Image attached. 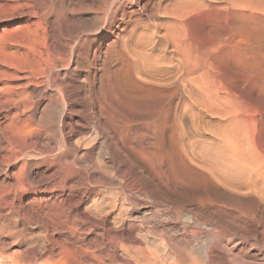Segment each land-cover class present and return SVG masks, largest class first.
I'll return each mask as SVG.
<instances>
[{
	"label": "rangeland",
	"instance_id": "obj_1",
	"mask_svg": "<svg viewBox=\"0 0 264 264\" xmlns=\"http://www.w3.org/2000/svg\"><path fill=\"white\" fill-rule=\"evenodd\" d=\"M158 31L162 35L174 33L177 39L157 38L156 45L149 40ZM186 40L191 45L189 50ZM135 46L152 57L134 59ZM263 46L264 0H0V264H163L164 259V264H188L198 256L207 264H264V175L261 178L259 174H264V82L258 76L260 72L249 68L251 52ZM244 54L248 61L240 63L238 58ZM162 61L168 65L160 64ZM187 61L191 63L185 64ZM192 64L196 67L189 74ZM130 67L138 69L134 72ZM208 67L215 73L209 74ZM178 70L181 72L177 75ZM204 73L208 77L205 81L217 78L213 80L216 85L211 80L207 86L205 78H200ZM183 74L198 77L192 80ZM200 87L206 92L203 95ZM100 101L107 103L103 106ZM101 107L110 111V120ZM229 108L244 113L242 122L226 116ZM53 113L59 136L67 132L69 138L64 136L70 150L81 139L77 135L79 125L87 124L86 138H82L88 139L89 146L78 145V153H68L73 158L83 157L85 150L103 142L104 132L99 128V134L95 129L101 124L110 122L118 131L120 127L128 130L124 137L128 135L125 141L132 148L128 145L130 155L123 166L124 173L128 172L127 180L115 178L111 182L92 168L97 180L100 176V180H107L97 186L87 182V187L74 182V189L70 182L66 186L69 190L60 186L58 179L48 181L53 186L46 181L40 184L38 181L53 169L45 160L52 159L58 151L55 146L50 153L48 150L52 134L47 117ZM71 123L79 125L73 129ZM96 137L94 143L91 139ZM233 141H238L237 146ZM98 146L96 160L105 155ZM214 146H219V154L214 152L218 151ZM249 153L251 160L259 156L260 162H254L259 159L256 158L246 163ZM243 156L248 157L245 160ZM248 163H258L260 171ZM216 166H221L222 171L225 167L227 175L223 176ZM247 167L253 170L251 175ZM254 170H258L257 179ZM214 172L220 175L214 176ZM27 174H32L39 184L31 191L16 189L19 178L27 179ZM217 174L222 182L217 181ZM245 176L257 184L245 178L243 183H252L249 189V184L240 180ZM118 180L128 186H121ZM105 181L112 186H101ZM236 186L239 190H233ZM230 255L238 258L232 257L231 261ZM157 256L162 258L154 261ZM204 261L201 264H206Z\"/></svg>",
	"mask_w": 264,
	"mask_h": 264
},
{
	"label": "bare ground",
	"instance_id": "obj_2",
	"mask_svg": "<svg viewBox=\"0 0 264 264\" xmlns=\"http://www.w3.org/2000/svg\"><path fill=\"white\" fill-rule=\"evenodd\" d=\"M189 2V1H188ZM171 4V3H170ZM177 5H178V3H177ZM188 6V5H187ZM141 7V6H140ZM173 8V7H172ZM175 8V7H174ZM176 9V8H175ZM162 10V9H161ZM188 10V9H187ZM161 14V13H160ZM175 14V13H174ZM187 17H188V15H187ZM186 17V18H187ZM161 18V17H160ZM165 18V17H164ZM172 18H173V16H172ZM177 18V17H176ZM175 19V18H174ZM183 20V19H182ZM178 21H179V19H178ZM181 21V20H180ZM155 22V21H154ZM165 22V21H164ZM159 23V22H158ZM168 24V23H167ZM172 24V23H171ZM154 25V24H153ZM170 25V24H169ZM178 25V24H177ZM149 26H152V25H149ZM153 27V26H152ZM156 27V26H155ZM165 28V27H164ZM178 28V27H177ZM176 28V29H177ZM185 28V27H184ZM157 29V28H156ZM155 29V30H156ZM147 30V29H146ZM148 30H150L149 28H148ZM153 30V29H152ZM154 30V31H155ZM166 30V29H165ZM174 30V29H173ZM154 31H152V33L154 32ZM148 32V31H147ZM166 31H164V33H165ZM169 32V31H168ZM172 32V31H171ZM177 32V31H176ZM178 32H180V31H178ZM145 33V32H144ZM139 34H141L140 32H139ZM187 34V33H186ZM181 35V34H180ZM134 36H135V34H134ZM182 36V35H181ZM180 36V37H181ZM184 36V35H183ZM136 37H138V36H136ZM135 37V39H137ZM149 38H150V36H148ZM187 37V36H186ZM146 38V37H145ZM148 38V39H149ZM157 38H159L160 39V41H165V40H168V39H177V37H175L174 36V33L173 34H167V32H166V34H161V32H156V33H154L153 34V36H151V40H149L150 42H154V44H156L157 43V41L159 40H157ZM134 39V40H135ZM139 39H140V37H139ZM181 39V38H180ZM185 39V38H184ZM134 40H132V41H134ZM146 40V39H145ZM138 41V40H137ZM148 41V42H149ZM170 41V40H169ZM172 41H174V40H172ZM182 41H183V39H182ZM181 41V42H182ZM187 41V40H186ZM147 42V41H146ZM146 42L144 43V44H146ZM147 42V43H148ZM136 43V42H135ZM135 43H133V44H135ZM143 43V42H142ZM178 43V42H177ZM183 43H185V42H183ZM158 44V43H157ZM156 44V45H157ZM170 44V43H169ZM186 44H188V41L186 42ZM185 44V45H186ZM173 45V44H172ZM182 45V44H181ZM180 45V46H181ZM184 45V44H183ZM189 45V47H188V50H189V48H191V45L190 44H188ZM137 46H139V45H137ZM147 46V47H146ZM145 47L146 48H148L149 47V43H148V45H146ZM170 46V45H169ZM178 46H179V44H178ZM129 47V46H128ZM132 47V49H134V46H131ZM136 47V46H135ZM144 47V48H145ZM151 47H152V44H151ZM156 47H158V46H156ZM184 47V46H183ZM264 47V46H263ZM160 48V47H159ZM128 49V48H127ZM127 49H125V51L127 50ZM136 49H139V47H136ZM134 50V52L132 53L133 55L132 56H134L133 58L134 59H140V58H144V57H148V56H150V57H152L150 54H146V50L145 49H143L142 48V50ZM153 49H155V48H153ZM173 49H175V48H173ZM173 49H172V51H173ZM177 49H178V47H177ZM177 49H175V50H177ZM123 50V49H122ZM143 50H145V51H143ZM156 50V49H155ZM160 50V49H159ZM178 50H181V49H178ZM177 50V51H178ZM128 51V50H127ZM133 51V50H132ZM171 51V52H172ZM183 51H185V49L183 50ZM120 52H122L121 50H120ZM145 52V53H144ZM170 52V51H169ZM178 52H180V51H178ZM188 52V51H187ZM127 53V52H126ZM129 53V52H128ZM131 53H129L130 55H131ZM149 53V52H148ZM154 53V52H153ZM167 53V52H166ZM181 53V52H180ZM194 53V52H193ZM125 54V53H124ZM155 54H156V52H155ZM160 54H162V53H160ZM121 55V54H120ZM147 55V56H146ZM159 55V54H158ZM170 55V54H169ZM125 56V55H124ZM163 56V55H162ZM167 56V55H166ZM131 57V56H130ZM149 57V58H150ZM158 57V56H157ZM163 57H165V55L163 56ZM168 57V56H167ZM166 57V58H167ZM191 57V56H190ZM189 57V58H190ZM118 58H119V56H118ZM117 58V59H118ZM146 58L145 59H143V61L144 60H146ZM155 58H156V56H155ZM154 58V59H155ZM160 58H161V56H160ZM178 58V57H177ZM122 59V58H121ZM120 58L118 59L119 61L121 60ZM124 59H126V56H125V58ZM123 59V60H124ZM128 60L130 59L129 57L127 58ZM151 59L152 58H150L149 60L151 61ZM158 59V58H157ZM172 59V58H171ZM194 59V58H193ZM239 59V61H240V63L242 62V61H244V59H245V54H244V57H242V58H238ZM251 59H252V62H251V67L249 66V68L253 71V72H256V73H259L260 72V75H258L260 78H261V80L264 82V66H263V59H264V48H259V49H257V50H254V51H252L251 52ZM132 60V59H131ZM131 60L130 61H128V62H131ZM141 60V59H140ZM161 60V59H160ZM159 60V61H160ZM197 60V59H196ZM200 60V59H199ZM201 60H203V59H201ZM246 61H248L247 60V58L245 59ZM135 61V60H134ZM138 63H139V60H136ZM142 61V62H143ZM149 61V62H150ZM156 61V60H155ZM158 61V60H157ZM156 61V62H157ZM167 61H169V59L167 58ZM166 61V62H167ZM181 61V60H180ZM198 61V60H197ZM124 62H127V61H124ZM127 62V63H128ZM141 62V63H142ZM148 62V63H149ZM152 62V61H151ZM165 62V64L163 63V61L160 63V64H164V66L167 64ZM188 62V61H187ZM204 62V61H203ZM206 62H207V59H206ZM136 63V62H135ZM146 63V62H145ZM144 63V64H145ZM153 63V62H152ZM158 63V62H157ZM169 63V62H168ZM173 63V62H172ZM176 63H178V62H176ZM190 63H191V61H190ZM189 62L188 63H185V64H190ZM198 63V62H197ZM125 64V66H127V64L126 63H124ZM143 64V63H142ZM141 64V65H142ZM143 64V65H144ZM183 64L184 63H182V66H183ZM184 64V65H185ZM195 64V63H194ZM194 64H192V65H190V67L188 68L189 70H188V72H189V74L191 73V71L193 70V68L194 67H196V65H194ZM199 64H200V61H199ZM209 64H211V63H209ZM122 65H123V63H122ZM138 65V64H137ZM140 65V66H141ZM143 65H142V68H143ZM168 65V64H167ZM204 65H207V64H204ZM120 66H121V64H120ZM144 66H146V67H148L149 68V66L148 65H144ZM152 66V65H151ZM155 66V65H154ZM172 66V65H171ZM179 66V65H178ZM189 66V65H188ZM124 67V66H123ZM128 67V66H127ZM131 67H132V65H131ZM130 67V68H131ZM134 67V66H133ZM135 67H138V66H135ZM134 67V68H135ZM145 67V69H147ZM160 67V66H159ZM201 67L202 66H200V68H199V70L201 69ZM206 67V66H205ZM205 67H203V68H205ZM212 67H213V65H212ZM133 68V69H134ZM154 68V67H153ZM152 68V69H153ZM156 68H158V66L156 67ZM161 68V67H160ZM160 68H158V69H160ZM174 68V67H173ZM207 68V67H206ZM121 69V68H120ZM125 69V68H124ZM127 69H129V67L127 68ZM132 69V68H131ZM132 69V70H133ZM138 69V68H137ZM137 69H134V72H136L137 71ZM178 69V68H177ZM182 69H183V67H182ZM208 69H209V67H208ZM207 69V70H208ZM136 70V71H135ZM144 70V69H143ZM151 70V69H150ZM150 70H149V72H150ZM155 70V69H154ZM166 70V69H165ZM172 70H174V69H172ZM185 70V69H184ZM206 70V71H207ZM124 71V70H123ZM138 71H140V70H138ZM142 71V70H141ZM202 71V70H201ZM214 70H213V68H212V71L210 72V69H209V71H208V73L210 72V73H215V72H213ZM131 72V71H130ZM133 72V71H132ZM154 73L155 71H151V73ZM176 72V71H175ZM178 72L180 73L181 71H177L176 73H177V75H178ZM187 72V71H186ZM196 72H198V71H196ZM127 73V72H126ZM146 73H147V71H146ZM155 73H157V72H155ZM161 73H162V71H161ZM164 73V72H163ZM207 73V75H209ZM128 74V73H127ZM135 74V73H134ZM137 74H139V73H137ZM206 73H204V75H202L201 74V76L203 77H200L201 79H204L205 77H207L206 75H205ZM145 75H147V74H145ZM176 75V74H175ZM176 75V76H177ZM182 75V74H181ZM184 75V74H183ZM192 75V74H191ZM199 75H200V73H199ZM186 76H188V75H186ZM185 75H184V78L186 77ZM196 76V75H195ZM191 77V76H188V77H191V78H193L192 80H194L195 78H197V77ZM136 77V76H135ZM134 77V78H135ZM153 77V76H152ZM155 77V76H154ZM175 77V76H174ZM181 77V76H180ZM187 77V78H188ZM213 78H214V75L212 76ZM139 78H142V77H140L139 76ZM157 78V77H156ZM159 78V77H158ZM161 78H162V76H161ZM183 78V79H184ZM208 78V77H207ZM207 78H205L204 79V81L207 79ZM209 78H211L210 76H209ZM215 78H216V76H215ZM130 79V78H129ZM147 79H148V77H147ZM146 79V80H147ZM153 79V78H152ZM160 79V78H159ZM163 79V78H162ZM150 80V79H149ZM154 80V79H153ZM175 80V79H174ZM190 80V79H189ZM212 80V79H211ZM211 80H209V81H205V84L207 85H209L210 83V81ZM213 80H217V78L216 79H213ZM212 80V81H213ZM132 81H134L133 79H132ZM144 81H145V79H144ZM148 81V80H147ZM158 81V80H157ZM161 81V80H160ZM188 81V80H187ZM203 81V82H204ZM141 82V81H140ZM156 82V81H155ZM172 82V81H171ZM194 82V81H193ZM197 82H198V80H197ZM202 82V83H203ZM206 82H208V83H206ZM214 82V84H215V81H213ZM146 83H148L149 84V82H146ZM163 83V82H162ZM188 83V82H187ZM194 83H196V82H194ZM199 83V82H198ZM219 83V82H218ZM138 84H139V82H138ZM150 84H152L151 83V81H150ZM149 84V85H150ZM156 84V83H155ZM158 84H160L159 82H158ZM163 84H165V83H163ZM191 84H192V81H191ZM191 84H190V87L189 88H191ZM200 84V86H201V83H199ZM199 84H198V86L197 87H199ZM214 84L212 83V87H213V89H215V87H214ZM136 86H135V88L137 87V83L135 84ZM141 85H144V84H142L141 83ZM140 85V86H141ZM161 85V84H160ZM159 85V86H160ZM168 85V84H167ZM166 85V86H167ZM182 85V84H181ZM189 85V84H188ZM204 84H202V86H203ZM206 85H205V87H206ZM207 85V86H208ZM211 85V84H210ZM216 85V84H215ZM115 86V85H114ZM153 86V85H152ZM152 86H150V88L152 87ZM162 86V85H161ZM174 86V85H173ZM195 86V85H194ZM222 86V85H221ZM116 87V86H115ZM145 87V86H144ZM156 87H157V85H156ZM182 87V86H181ZM186 87V86H185ZM218 87H220L219 85H218ZM143 87H141V89H142ZM148 87H146V89H147ZM149 88V89H150ZM171 88V87H170ZM178 88V87H177ZM194 89H196L195 87H193ZM202 90H200V91H202L201 92V94L203 95V92H205V91H203V88L202 87H200ZM207 89H208V87H206ZM117 89H118V87H117ZM145 89V90H146ZM155 88H153V90H154ZM157 89H158V87H157ZM162 89V88H161ZM164 89V88H163ZM162 89V90H163ZM165 89H166V87H165ZM173 89L174 88H172V92H173ZM180 89V88H179ZM179 89H177V90H179ZM182 89H184V88H182ZM217 89V88H216ZM219 89H222V88H219ZM143 90V89H142ZM160 90V89H159ZM167 90V89H166ZM176 90V89H175ZM174 90V91H175ZM185 90V89H184ZM99 91V90H98ZM101 91V90H100ZM115 91V90H114ZM150 91V90H149ZM158 91V90H157ZM168 91V90H167ZM189 91V90H188ZM197 91H199V89L197 90ZM208 91H209V94H212V93H210V90L208 89ZM213 91V90H212ZM215 91L216 90H214V93H215ZM150 92H153L152 90L150 91ZM149 92V93H150ZM155 92V91H154ZM165 91H162L161 93H162V95H163V93H164ZM185 92H187V89L185 90ZM189 92H191V91H189ZM226 92H228V91H226ZM231 92V91H230ZM229 92V93H230ZM114 93V92H113ZM118 93V92H117ZM181 93V92H180ZM193 93V92H192ZM206 93V92H205ZM218 93H220V92H218ZM217 93V91H216V94H218ZM223 93V92H222ZM263 93H264V88H263ZM103 94V93H102ZM114 94H116V93H114ZM156 94V93H155ZM160 94V93H159ZM188 94V93H187ZM186 94V95H187ZM232 94V93H231ZM98 95H100V94H97L96 96H98ZM151 95V94H150ZM157 96H159L158 94H156ZM161 95V96H162ZM172 94L170 93V96H171ZM191 94H189V96H190ZM207 95V94H206ZM223 94H221V96H222ZM229 95V94H228ZM238 95V94H237ZM101 96V95H100ZM147 96V95H146ZM164 96H165V94H164ZM166 96H168V95H166ZM213 96H214V94H213ZM213 96H210V97H212V99L214 98ZM216 96V95H215ZM225 96V95H224ZM223 96V97H224ZM231 96V95H230ZM101 97H103V96H101ZM115 97H117V96H115ZM148 97V96H147ZM150 97V96H149ZM163 97V96H162ZM169 97V96H168ZM174 97V96H173ZM180 97V96H179ZM205 97V96H204ZM209 97V96H208ZM209 97V98H210ZM223 97H221V98H223ZM241 97V96H240ZM117 98H119V97H117ZM151 98V97H150ZM153 98V97H152ZM167 98V97H166ZM226 98V97H225ZM225 98H223V100L225 99ZM234 98V97H233ZM98 99V98H97ZM154 99V98H153ZM171 99V98H170ZM169 99V100H170ZM173 99V98H172ZM176 99V98H175ZM177 99H178V96H177ZM176 99V100H177ZM189 99H190V97H189ZM218 100V96L215 98V100ZM227 99H229V98H227ZM235 99H236V97H235ZM240 99V98H239ZM98 100H100V99H98ZM113 100V99H112ZM114 100H115V98H114ZM119 100V99H118ZM182 100V99H181ZM181 100H179L180 101V103H183V102H181ZM221 100V99H220ZM219 100V101H220ZM223 100H221V101H223ZM230 100V99H229ZM242 100V99H241ZM117 101V100H116ZM186 101H188V100H186ZM219 101H217V102H219ZM220 101V102H221ZM235 101V100H234ZM101 103H102V101H100ZM99 102V103H100ZM104 102H106V101H104ZM103 102V103H104ZM189 102V101H188ZM212 102H214L213 100H212ZM219 102V103H220ZM224 102V101H223ZM241 102H243V104H244V101H241ZM102 103V105L103 106H105L104 104ZM107 103V102H106ZM194 103V102H193ZM230 103V102H229ZM111 104V103H110ZM177 104V103H176ZM226 105H227V103H225ZM111 105H113V104H111ZM185 105H186V103H185ZM195 105V104H194ZM248 105V104H247ZM99 106V105H98ZM180 106H182L181 104H180ZM190 106V105H189ZM192 106V105H191ZM190 106V107H191ZM198 106V105H197ZM250 106V105H249ZM252 106V105H251ZM110 107V106H109ZM198 107H200V106H198ZM248 107V106H247ZM253 107V106H252ZM106 108V107H105ZM196 108V107H195ZM103 108L101 107V111H103L102 113L104 114V112L106 111H104V110H102ZM115 109H112V111H114ZM117 110V109H116ZM183 110H184V107H183ZM182 110V111H183ZM100 111V110H99ZM108 111V110H107ZM106 111V113H105V115L108 117V113H110V111L109 112H107ZM116 112V111H115ZM115 112H113V113H115ZM120 112V111H119ZM185 112V111H184ZM71 113V112H70ZM73 113V112H72ZM71 113V114H72ZM77 113V112H76ZM225 113H226V116L229 118V119H231V121L233 120V121H236V122H242V120H243V114L244 113H242L241 112V110H239L238 108H235V109H228V110H225ZM100 114V113H99ZM108 114V115H107ZM117 114H118V110H117ZM182 114H185V113H182ZM192 114V113H191ZM67 115V113L64 115V116H66ZM119 115H120V113H119ZM124 114H122V116H123ZM187 115V114H186ZM201 115V114H200ZM72 116V115H71ZM100 116H102V115H100ZM114 116V115H113ZM185 116V115H184ZM56 115H55V113H53V114H51V115H49V117H47V126H48V128L50 129L49 131L51 132V134L52 135H50V146H49V148H48V150H49V153H50V150L55 146V148L56 147H58V153L56 152V155L54 156V157H52V159H47V160H45V162L47 163V164H49V166H52L53 167V169H52V171H51V174L49 175V176H47V177H43L40 181H38L40 184H42L41 182H44L45 183V181L46 182H48V181H50V180H56V179H58L59 180V185L61 186V185H63L62 187L63 188H67L66 186L69 184H71L70 182H73V184H74V182L76 183V184H82L83 186H84V184L86 185V183L88 182H91V184L93 183V184H95L96 183V186H97V184L98 183H102V181H103V179H105V177L104 178H101L102 180H100V177H99V179L97 180L96 179V175H94V174H96V173H94V171H92L91 169L92 168H94L95 169V171H99L103 176L105 175L106 177H107V179H109L110 178V181L112 182L115 178H118L119 180L121 179H123V180H125V175H127L128 174V172H127V174H125L124 173V168H123V166H124V163H125V161H128L127 160V158L129 157V155H130V153L128 154V150H129V146L132 148V145L130 144H128L127 143V141H125L126 140V137L128 136H126V137H124L125 136V134H127V132L126 131H128V130H126L124 127H123V129H122V127H120L121 128V130H117V128H116V130H115V128H113V127H111V123L110 122H105V124L103 123V122H101V123H103V124H101L100 122V127L98 126H95V127H97V128H95V129H97V131L99 132V134H101L100 133V131L102 130L103 132H104V139H103V142L102 143H100L99 144V146H98V150L100 149V150H103L104 149V152H105V155L104 156H102V155H100L101 156V159L99 160V159H97L96 160V158L94 159V154H95V150H97V146L95 147V145H94V143L96 142L95 140H97V137H96V139L94 138V139H91L92 141H94V143H93V145H94V148H91V149H89L88 151L87 150H85L86 151V154H85V152H84V156L83 157H81L80 158V156L81 155H79V157L77 158L75 155H74V157L75 158H73V157H71V153L72 152H74V154H75V152H77L78 151V147L79 146H85V144H86V147L87 146H89V144H87L89 141H87L86 142V140H88V139H86L85 140V134H86V130H87V124L86 125H79L78 123H75V124H77V125H79V128L80 129H78V136H81V139H77L76 140V142L75 143H73V147H72V149L70 150L69 149V147H71V146H69L68 145V143H67V138H66V140H65V134L67 133H64V134H60V136H59V132L56 130V121H57V119H56ZM74 117V116H73ZM103 117H105V116H103ZM105 117V119L107 120L108 118H109V120H110V117ZM117 117V116H116ZM119 117V116H118ZM124 117V116H123ZM180 117H181V115H180ZM190 117V116H189ZM201 117V116H200ZM100 118V117H99ZM125 118V117H124ZM180 119V118H179ZM183 119V118H182ZM189 119H191V118H189ZM208 119V118H207ZM206 119V120H207ZM223 119H226V118H223ZM73 120V119H72ZM101 120V119H100ZM105 120V121H106ZM108 120V121H109ZM113 120H115V119H113ZM192 120V119H191ZM194 120V119H193ZM210 120V119H209ZM209 120H207V121H209ZM211 120H213V119H211ZM210 120V121H211ZM30 121V120H29ZM112 121V120H111ZM119 121H121V119L119 120L118 119V123H119ZM195 121H197V120H195ZM194 121V122H195ZM219 121V120H218ZM218 121H216V122H218ZM227 121V120H226ZM230 121V120H229ZM72 122V121H71ZM79 122V121H78ZM115 122H116V120H115ZM181 122V121H180ZM204 122V121H203ZM83 123H85V122H82V124ZM123 123V122H122ZM122 123H121V125H122ZM126 123V122H125ZM124 123V124H125ZM182 123V122H181ZM209 124H210V122H208ZM224 123H227L228 124V121L227 122H224ZM223 123V124H224ZM258 123V122H257ZM74 123H71V126L70 127H72L73 129H74V127H76V125H75ZM117 124V123H116ZM120 124V123H119ZM124 124L122 125V126H124ZM184 124V123H183ZM182 124V125H183ZM212 124V123H211ZM218 124H221L220 122L218 123ZM230 124H231V122H230ZM233 124V123H232ZM256 124V123H255ZM63 125V124H62ZM70 125V124H69ZM113 125V124H112ZM125 125H127V123L125 124ZM193 123H192V127H193ZM66 126V125H65ZM128 126V125H127ZM195 126V125H194ZM212 126V125H211ZM221 126H222V124H221ZM225 126H227V125H225ZM229 126V125H228ZM227 126V127H228ZM61 127V126H60ZM59 127V128H60ZM210 127V126H209ZM226 127V128H227ZM259 127V126H258ZM65 128V127H64ZM90 128V127H89ZM92 128V127H91ZM101 130H100V129ZM229 128V127H228ZM71 129V128H70ZM115 131H114V130ZM208 129V128H207ZM242 129V128H241ZM241 129H239V130H241ZM68 130H69V128H68ZM88 130H90V129H88ZM93 130H94V127H93ZM123 130V131H122ZM126 130V131H125ZM195 130H196V128H195ZM197 130L199 131L200 129L199 128H197ZM203 130V129H202ZM229 130H230V128H229ZM228 130V131H229ZM62 131H64V130H62ZM74 131H76V130H74ZM96 131V133H98ZM242 131H244V129L242 130ZM48 132V131H47ZM70 132V131H69ZM77 132V131H76ZM88 132H90V131H88ZM94 132H95V130H94ZM126 132V133H125ZM129 132V131H128ZM217 132V131H216ZM222 132H223V130H222ZM93 133V132H92ZM196 133H197V131H196ZM214 133V132H213ZM227 133V132H226ZM198 134V133H197ZM209 134V133H208ZM217 134V133H216ZM215 134V135H216ZM224 134H225V132H224ZM223 134V136H225ZM227 134H229V133H227ZM65 135V136H64ZM67 135H70V138H74L73 136H71V134H67ZM84 135V139L82 138V136ZM103 135V134H102ZM204 135V134H203ZM202 135V136H203ZM213 135V134H212ZM218 135V134H217ZM217 135L216 136H214V137H217ZM231 136H232V134H230ZM233 135H235V133L233 134ZM244 135V134H243ZM129 136H131V135H129ZM198 136H199V134H198ZM201 136V135H200ZM201 136V137H202ZM207 136V135H206ZM211 136V135H210ZM221 136H222V134H221ZM221 136H219L218 135V137H221ZM231 136H229L228 135V137H231ZM240 136V135H239ZM66 137H68V136H66ZM77 137V136H76ZM212 137V136H211ZM214 137H213V139H214ZM244 137H245V135H244ZM69 138V137H68ZM128 138V137H127ZM130 138V137H129ZM237 138V137H236ZM236 138H234L233 137V139L235 140ZM101 139V138H100ZM206 139V138H205ZM210 139V138H209ZM230 139V138H229ZM240 139V138H239ZM74 140V139H73ZM128 140V139H127ZM202 140V139H201ZM212 140V139H211ZM216 140H218V138L216 139ZM221 141V140H220ZM219 141V143H222V141L220 142ZM231 141V140H230ZM69 142V141H68ZM129 142V141H128ZM213 142L214 141H212V145H213ZM225 142V138H224V141H223V144H225L224 143ZM228 142V141H227ZM235 142V143H234ZM71 143V144H72ZM91 143V142H90ZM233 143L237 146V144L236 143H238V141L236 142V141H233ZM232 142H231V144H233ZM70 144V143H69ZM84 144V145H83ZM215 144V143H214ZM218 144V143H217ZM230 144V145H231ZM79 145V146H78ZM92 145V144H91ZM129 145V146H128ZM216 145V144H215ZM242 145V144H241ZM194 146H196V145H193V147ZM209 146H210V144L208 145V148H209ZM225 146V145H224ZM224 146H222V147H224ZM227 146V145H226ZM215 147V149L216 148H218V151L217 150H215L214 152H216V153H218L219 151L221 152V150L219 149V146L218 147H216V146H214ZM228 147V146H227ZM227 147H224V148H226V149H228V150H231V149H229V148H227ZM239 148H240V146H238ZM221 148V147H220ZM232 148V147H231ZM234 148H235V146H234ZM184 149H185V151L184 152H187L186 151V148L184 147ZM195 149V148H194ZM237 149V148H236ZM235 149V150H236ZM53 150V149H52ZM100 150H99V152H100ZM188 150V149H187ZM191 150L193 151V148H191ZM197 150V149H196ZM205 150V149H204ZM211 150H214V148L212 147V149ZM254 150H256V149H254ZM238 151H240V150H238ZM48 152V151H47ZM55 151H53V153H54ZM213 152V151H212ZM224 152H225V150H224ZM68 153H70V154H68ZM78 153V152H77ZM81 153V152H80ZM79 153V154H80ZM101 153H103V151L101 152ZM204 153V152H203ZM207 153H208V151H207ZM230 153V152H229ZM232 154H234L233 152H231ZM236 153V152H235ZM240 153V152H239ZM48 154V153H47ZM97 154V153H96ZM194 154V153H193ZM209 154V153H208ZM208 154H203V156H205V155H208ZM219 154V153H218ZM218 154H216V158H217V155ZM223 154V153H222ZM227 154V153H226ZM225 154V155H226ZM237 154V153H236ZM247 154H248V152H247ZM49 155V154H48ZM52 155V154H51ZM98 155H99V153H98ZM187 155H189L188 153H187ZM186 155V156H187ZM192 155V154H191ZM200 155H202V154H200ZM221 155V154H220ZM220 155H219V157H220ZM228 155V154H227ZM183 156V155H182ZM202 156V157H203ZM208 156H210V154L208 155ZM230 156V155H229ZM253 156V155H252ZM251 156V157H252ZM213 157H215L214 155H213ZM219 157H218V159H219ZM223 157V159H224V156H222ZM222 157H220V158H222ZM240 157V156H239ZM244 157V159L246 160L247 158L246 157H248V156H243ZM242 157V158H243ZM71 158H73V160H71ZM189 158V157H188ZM193 159L194 158H196L195 157V155H194V157H192ZM201 158V157H200ZM205 158V157H204ZM227 158H230V157H227ZM242 158H241V160H242ZM253 158V157H252ZM256 158H259V156L258 157H256L255 156V159ZM222 159V160H223ZM234 159H235V156H234ZM238 159V158H237ZM244 159L242 160V162H244ZM254 159V158H253ZM251 160L250 159V153H249V160L247 159V161H245L246 163L248 162V161H254V160ZM190 160H192V159H190ZM197 160V159H196ZM200 160H202V158L200 159ZM203 160H205V159H203ZM207 160V159H206ZM205 160V161H206ZM210 160V159H209ZM213 160H215V159H213ZM232 161H233V159H231ZM239 160V159H238ZM238 160H236L235 162H237ZM240 160V161H241ZM257 160L259 161V160H261L260 158L259 159H256L254 162H257ZM186 161V160H185ZM193 161V160H192ZM218 161V160H217ZM226 161V160H225ZM224 161V162H225ZM228 161H229V159H228ZM232 161H230V162H232ZM250 161V162H251ZM44 162V161H43ZM42 162V163H43ZM44 162V163H45ZM194 163H195V160L193 161ZM202 162V161H201ZM213 162H215V161H213ZM218 162H220V160L218 161ZM222 162V161H221ZM242 162H240V163H242ZM249 162V163H250ZM254 162H252V163H254ZM260 162V161H259ZM258 162V163H259ZM206 163V162H205ZM207 163H209V164H212V163H210V162H208L207 161ZM246 163H245V166H246ZM248 163V164H249ZM251 163V164H252ZM257 163V164H258ZM264 163V162H263ZM126 164H127V162H126ZM202 164H204L203 162L201 163V165ZM218 164H220V163H218ZM224 164H226V163H224ZM234 164V163H233ZM238 164V163H237ZM251 164H249V166L251 167H253V165H251ZM257 164L256 165H254V166H256L255 168H257L258 166H257ZM262 163H259L258 165L260 166ZM108 165V166H107ZM205 165H207V164H205ZM214 165V164H213ZM212 165V166H213ZM230 165V164H229ZM228 165V166H229ZM239 165V164H238ZM128 166V165H127ZM126 166V167H127ZM203 166V165H202ZM209 166H211V165H209ZM208 166V167H209ZM215 166V165H214ZM214 166L211 168V170L214 168ZM218 166V165H217ZM216 166V167H217ZM221 166H224L223 164H221ZM221 166H220V168L219 167H217V170H218V168H219V170H221V172L220 173H222L223 171H225V167L223 168L224 170L222 171V169H221ZM231 166H233L232 164H231ZM235 167L237 166V165H234ZM240 166V165H239ZM238 166V167H239ZM244 166V167H245ZM261 166H263V168H264V165L262 164ZM260 166V167H261ZM203 167H205V166H203ZM230 167V166H229ZM243 167V166H242ZM210 168V167H209ZM231 168V170H234V169H232V167H230ZM234 168V167H233ZM255 168H253V169H255ZM93 169V170H94ZM214 169H216V168H214ZM214 169H213V171H214ZM239 169V168H238ZM243 170H244V168H242ZM241 169V170H242ZM246 169H249V167H247ZM258 169V168H257ZM51 170V169H50ZM124 170V171H123ZM217 170H215V171H217ZM226 170H229V169H227L226 168ZM231 170H229V171H231ZM242 170V171H243ZM251 169H249V171L247 172V173H249L250 175L252 174L251 173V171H253V170H251ZM259 171H260V168L258 169ZM257 170V171H258ZM126 171H129L127 168H126ZM208 171H210V169H208ZM207 171V172H208ZM212 171V172H213ZM237 171V170H236ZM236 171H235V173H236ZM245 171V170H244ZM243 171V172H244ZM255 171L256 170H254V176H256V179H257V174L256 173H258L257 171H256V173H255ZM93 172V173H92ZM114 172V173H113ZM243 172H241V173H243ZM211 173V172H210ZM216 173H218V172H214V176H216ZM230 173H232V171L230 172ZM230 173H229V176L231 177V175H230ZM234 173V172H233ZM238 173V172H237ZM247 173L245 172V174H246V176H248L247 175ZM262 172H260L259 174H260V177L262 178V176L264 175V174H261ZM213 174V173H212ZM219 174V173H218ZM218 174H217V178H218ZM223 174H224V172H223ZM223 174H221V175H223ZM225 174L227 175V172H225ZM225 174L223 175V176H225ZM244 174V175H245ZM259 174H258V177H259ZM28 175V174H27ZM98 175H100V174H98ZM220 175V174H219ZM235 175V174H234ZM234 175H233V179L236 177V175H238V174H236L235 175V177H234ZM243 175V174H242ZM262 175V176H261ZM213 176V177H214ZM222 176V178H224ZM238 176H240V175H238ZM243 177V179H240V180H243L242 181V183L244 182V180H246V179H248L247 177ZM24 177V176H23ZM22 177V179H21V177L19 178L20 180H18L17 181V183H16V185H15V187H16V189H20V190H22V191H31V190H33L34 188H35V184L37 183V184H39L38 182H37V180H36V178L32 175V174H29L28 175V178L26 179V177H24L23 178ZM220 177V176H219ZM227 177V176H226ZM229 177V178H230ZM252 178H255V177H253V176H251ZM127 178V177H126ZM211 178V177H210ZM215 178V177H214ZM213 178V179H214ZM221 178V177H220ZM228 178V177H227ZM232 178V177H231ZM230 178V179H231ZM237 178V177H236ZM240 178H242V176H240ZM246 178V179H245ZM107 179H105V180H107ZM262 179H264V178H262ZM259 180V181H263V180ZM96 180V181H95ZM118 180V182L121 184V182H123V181H119ZM127 180V179H126ZM125 180V181H126ZM214 180H217L216 178L214 179ZM225 180H226V178H225ZM227 180H229V179H227ZM232 180V179H231ZM236 180H238V179H236ZM253 180H255V179H253ZM252 179H248V180H246V181H250V182H252L253 181ZM98 181V182H97ZM209 181H211V180H209ZM217 181H221V179L219 180V178H218V180ZM224 181V180H223ZM235 181V180H234ZM256 181V180H255ZM252 182V183H255V184H257L256 182ZM54 182V181H53ZM53 182H51V183H53ZM58 182V181H57ZM222 182V181H221ZM232 182H233V180H232ZM237 182V181H236ZM249 182V183H250ZM258 182V181H257ZM49 183V182H48ZM220 183V182H219ZM229 186L231 187L232 185H230V180H229ZM228 183H226V186H227V184ZM241 183V181H240V184L243 186V184H245V183H243L242 184ZM248 183V182H247ZM246 183V184H247ZM248 183V184H249ZM252 183L251 184H247L248 186H249V189H251L250 188V185H252ZM50 184V183H49ZM54 184H55V182H54ZM76 184H74L73 186H71L70 188H72V189H74V188H77V185ZM104 184L106 185V187H104V188H109L110 186H112V183H110L109 181L108 182H103V184L101 185V186H104ZM235 184V183H234ZM255 184H253V186L255 185ZM50 185H52V184H50ZM55 185H57V183L55 184ZM58 185V186H59ZM68 185V186H69ZM99 185V184H98ZM224 185H225V182H224ZM34 186V187H33ZM53 186V185H52ZM80 187H81V185H79ZM88 185H86V186H84V187H87ZM121 186H128L127 185V182H126V185H122L121 184ZM223 186V185H222ZM240 185H239V183H238V187H239ZM246 186V185H245ZM247 186V187H248ZM253 186H251L252 188H253ZM256 186V185H255ZM254 186V187H255ZM258 186V185H257ZM49 187H51V186H49ZM124 187V188H125ZM225 187V186H224ZM230 187H229V189H230ZM234 187V186H233ZM232 187V188H233ZM237 187V186H236ZM237 187V189H233V190H239V188ZM56 188V187H55ZM54 188V189H55ZM58 188V187H57ZM92 188V187H91ZM97 188V187H96ZM100 188V187H99ZM123 188V189H124ZM128 188V187H127ZM226 188V187H225ZM227 188H228V186H227ZM49 189V188H48ZM51 189H53V187H51ZM68 189V188H67ZM89 189H90V187H89ZM122 189V191H125V190H123ZM47 190V189H46ZM69 190V189H68ZM90 190H92V189H90ZM94 192V191H93ZM93 192H91V193H93ZM72 193H73V191H72ZM74 193H76V191H74ZM123 193V192H122ZM121 193V194H122ZM79 194H80V192H79ZM73 195V194H72ZM81 195V194H80ZM71 199V198H70ZM1 200V199H0ZM66 204H67V202H66ZM66 204H65V206H66ZM68 205V204H67ZM63 207V206H62ZM62 207H61V209H62ZM68 209V208H67ZM65 210V209H64ZM63 211V210H62ZM204 211H206V210H204ZM61 212V211H60ZM202 212V211H201ZM59 213V212H58ZM205 213H207V212H205ZM208 215H209V213H208ZM201 220V219H200ZM204 221V220H203ZM198 223V222H197ZM149 244V243H148ZM151 245H152V243H151ZM153 245H155L154 243H153ZM156 246V245H155ZM194 248V247H193ZM157 249H158V246H157ZM192 250V249H191ZM198 251H196V253H197ZM200 253V252H199ZM213 253V252H212ZM198 254V253H197ZM215 254V253H214ZM213 254V255H214ZM217 254V253H216ZM168 255V254H167ZM166 255V256H167ZM195 255V254H194ZM199 255H201V254H199ZM225 255V254H224ZM168 256H170V255H168ZM198 256V255H197ZM231 256V259H232V257H234V255L232 256V255H230ZM191 257V256H190ZM212 257V256H211ZM214 257V256H213ZM162 257L161 256H157V257H155V259H154V261H159L160 259H161ZM193 258V257H192ZM210 258V257H209ZM215 258V257H214ZM229 258V257H228ZM228 258H227V260H228ZM234 258H238V257H234ZM1 259V258H0ZM167 259H169V257L167 258ZM166 259V260H167ZM170 259H171V256H170ZM182 259H186V258H182ZM212 259V258H211ZM2 260V259H1ZM163 260V259H162ZM217 260V259H216ZM168 261V260H167ZM190 262L188 263V264H201L203 261L199 258V256L196 258H193V259H190L189 260ZM202 261V262H201ZM212 261V260H211ZM231 261H233V259L231 260ZM238 261V260H237ZM162 262V261H161ZM166 261H165V259L163 260V264L165 263ZM177 262V261H176ZM205 262V261H204ZM209 262H210V260H209ZM215 262V261H214ZM229 262V261H228ZM227 262V263H228ZM235 262V261H234ZM155 263V262H154ZM168 263V262H167ZM170 263V262H169ZM206 263V262H205ZM237 263V262H236ZM175 264V263H174ZM207 264V263H206ZM242 264V263H241ZM244 264V263H243Z\"/></svg>",
	"mask_w": 264,
	"mask_h": 264
}]
</instances>
